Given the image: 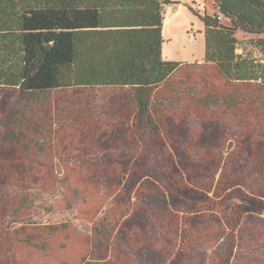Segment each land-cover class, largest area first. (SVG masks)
Here are the masks:
<instances>
[{"label": "trees", "instance_id": "16d2710c", "mask_svg": "<svg viewBox=\"0 0 264 264\" xmlns=\"http://www.w3.org/2000/svg\"><path fill=\"white\" fill-rule=\"evenodd\" d=\"M210 1L185 63L162 56L173 0H0V264L73 263L51 247L69 223L31 222L34 190L111 200L73 264H264L236 260L264 209V0Z\"/></svg>", "mask_w": 264, "mask_h": 264}, {"label": "rangeland", "instance_id": "374dc122", "mask_svg": "<svg viewBox=\"0 0 264 264\" xmlns=\"http://www.w3.org/2000/svg\"><path fill=\"white\" fill-rule=\"evenodd\" d=\"M212 2L210 0H173V3L164 10V21L162 26V56L165 60L176 62H202L204 59V34L203 23L192 13L191 9L197 10L200 15L204 12L213 14ZM237 54L250 56L254 59L262 57V49L259 38L251 36L238 35ZM247 191L246 188H243ZM35 200L32 205L30 219L36 225H54L60 223H69L70 229L76 234L67 242L68 249L61 250L66 237L64 233H59L52 238V246L55 247L59 257H72L73 263H77L79 254L85 249L86 238L91 234V222L88 218L102 204L100 198H92L90 204L83 205L82 199L75 201L74 209L54 208L57 205L58 197L40 190H34ZM258 199V198H257ZM264 201V200H263ZM235 205L246 209L247 202L240 198H233ZM111 200L99 208L98 215L92 220L101 218L104 210L109 207ZM246 211V210H245ZM244 211V212H245ZM259 214L254 215L251 221L254 230L253 235L244 239L237 248L236 260L239 263H264V209ZM23 250V249H22ZM209 254V252L207 253ZM26 263L42 264L45 260L43 253L36 250H25L22 254ZM48 264H61L57 260H48ZM72 263V264H73Z\"/></svg>", "mask_w": 264, "mask_h": 264}]
</instances>
